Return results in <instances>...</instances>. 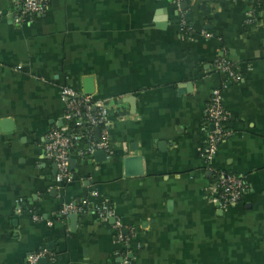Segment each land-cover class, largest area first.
Listing matches in <instances>:
<instances>
[{"label": "crops", "instance_id": "crops-1", "mask_svg": "<svg viewBox=\"0 0 264 264\" xmlns=\"http://www.w3.org/2000/svg\"><path fill=\"white\" fill-rule=\"evenodd\" d=\"M185 5L191 34L171 0H49L22 28L0 21V264L42 249L50 264H264V18L248 23L249 0ZM86 78L110 109L109 147L72 159V179L58 183L45 147L52 129L72 127L60 89L85 93ZM215 90L231 131L215 170L246 181L226 209L209 199L203 157ZM93 191L107 222L60 216Z\"/></svg>", "mask_w": 264, "mask_h": 264}, {"label": "built area", "instance_id": "built-area-1", "mask_svg": "<svg viewBox=\"0 0 264 264\" xmlns=\"http://www.w3.org/2000/svg\"><path fill=\"white\" fill-rule=\"evenodd\" d=\"M171 1H173L176 9L180 12L182 31L191 34L192 30L187 22L186 12L182 7L183 3L207 2L213 4L215 1L220 0ZM48 5L49 0H15L9 11L6 13L0 11V21L4 18H10L16 28H22L26 23L32 22L35 16L46 13ZM252 12L248 15L250 17L249 24L258 20L259 17L264 18V11L258 16H254ZM201 36L206 39L214 37L208 32H202ZM217 67L224 73L227 80L234 83L243 81L242 74L234 68L230 61L219 60ZM60 90V97L67 108L65 120L71 123L72 127L68 130L52 129L48 135V143L45 147L46 159L53 161L57 166L56 180L58 183L72 179L73 175L70 171L72 159H77L82 164L98 150H105L109 147V136L112 128L110 109L106 104L96 101L92 95L76 91L70 87H63ZM221 99L220 91H213L211 101L206 108V119L212 130L207 134L203 157L215 177V183L209 199L219 209H226L240 201L246 190V181L243 177L225 174L215 170L214 167V159L218 153L219 143L231 135L228 117L222 107ZM96 128H100L101 142L93 141L92 135ZM82 136L85 137L87 143L84 148L79 144ZM15 210L17 214H22L24 209L21 200L16 202ZM59 214L62 217L94 214L102 222H107V219L111 217L109 207L105 202L99 200V195L96 191H93L88 199L63 204ZM43 258L48 259V261L53 259L47 249H42L30 254L26 262L27 264H38ZM124 264H129V262L125 261Z\"/></svg>", "mask_w": 264, "mask_h": 264}, {"label": "water", "instance_id": "water-1", "mask_svg": "<svg viewBox=\"0 0 264 264\" xmlns=\"http://www.w3.org/2000/svg\"><path fill=\"white\" fill-rule=\"evenodd\" d=\"M185 3L183 4V7H185ZM84 92L88 95H91L94 93V89H93V80L91 78H86L84 81ZM100 132V128H96L95 129V133L98 136ZM72 217H77L76 215H73ZM38 264H50V262L48 261V259L43 258L41 259Z\"/></svg>", "mask_w": 264, "mask_h": 264}, {"label": "trees", "instance_id": "trees-1", "mask_svg": "<svg viewBox=\"0 0 264 264\" xmlns=\"http://www.w3.org/2000/svg\"><path fill=\"white\" fill-rule=\"evenodd\" d=\"M252 10L256 16L264 11V0H250Z\"/></svg>", "mask_w": 264, "mask_h": 264}]
</instances>
